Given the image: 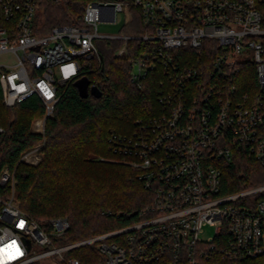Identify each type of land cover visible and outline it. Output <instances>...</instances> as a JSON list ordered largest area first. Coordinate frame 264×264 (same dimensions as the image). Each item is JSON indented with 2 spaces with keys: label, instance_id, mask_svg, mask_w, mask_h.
Segmentation results:
<instances>
[{
  "label": "built area",
  "instance_id": "built-area-1",
  "mask_svg": "<svg viewBox=\"0 0 264 264\" xmlns=\"http://www.w3.org/2000/svg\"><path fill=\"white\" fill-rule=\"evenodd\" d=\"M263 1L88 0L78 22L47 29L44 0H0L11 22L0 27V54L14 57L0 63L3 99L12 107L39 97L35 132L45 134L61 89L101 64L99 39L121 40L119 56L129 40L148 41L130 60L131 80L142 87L150 73L163 76L160 111L137 118L131 134L110 137L139 169L151 202L122 227L59 242L69 219L43 228L17 199V165L4 166L0 264H82L71 252L86 246L100 254L94 264H264V183L222 192L224 166L239 152L264 167ZM100 23H122L123 33L100 32ZM208 224L214 235L204 240Z\"/></svg>",
  "mask_w": 264,
  "mask_h": 264
},
{
  "label": "trees",
  "instance_id": "trees-1",
  "mask_svg": "<svg viewBox=\"0 0 264 264\" xmlns=\"http://www.w3.org/2000/svg\"><path fill=\"white\" fill-rule=\"evenodd\" d=\"M88 0H44L47 29L56 24L76 23ZM260 9L264 16V1ZM0 5V27H9ZM148 41L129 40L126 52L117 55L118 39L99 47L101 64L86 71L61 89L54 115L47 120L45 134L32 130L44 105L32 95L9 107L0 83V168L16 166V196L22 210L48 229L50 219L67 217L70 228L59 242H74L126 225L132 211L150 203L152 196L138 178L139 169L114 150L113 134L129 135L137 118L160 111L159 79L150 73L142 87L131 80L130 60L144 50ZM89 81L85 92L79 80ZM98 86L101 96L90 92ZM45 140L44 158L37 165L20 162L22 155ZM264 183V167L244 151L226 163L223 193ZM72 255L82 264H94L100 254L94 247H81ZM31 264H39L33 262Z\"/></svg>",
  "mask_w": 264,
  "mask_h": 264
},
{
  "label": "rangeland",
  "instance_id": "rangeland-1",
  "mask_svg": "<svg viewBox=\"0 0 264 264\" xmlns=\"http://www.w3.org/2000/svg\"><path fill=\"white\" fill-rule=\"evenodd\" d=\"M121 20L125 21L126 17L125 15L121 14ZM122 23L118 24H105V23H100L99 25V31L104 32V33H109V34H122ZM105 43L104 39H99L97 40V45L99 47H102ZM13 55L11 54H0V63L4 62H13ZM45 142L41 143L36 147V151L33 154V159L30 160V162H25L31 165H37L42 161L44 158V151H43V146ZM214 235V226L208 224L205 225L203 228V231L201 232V237L204 240H207L208 237H212ZM39 264H58L54 258H48L46 260H42L39 262Z\"/></svg>",
  "mask_w": 264,
  "mask_h": 264
},
{
  "label": "water",
  "instance_id": "water-1",
  "mask_svg": "<svg viewBox=\"0 0 264 264\" xmlns=\"http://www.w3.org/2000/svg\"><path fill=\"white\" fill-rule=\"evenodd\" d=\"M79 84L81 85L82 89L85 91V92H88L89 90V81H87L86 79H81L78 81ZM90 92L94 95H96L97 97H100L101 96V90L98 88V86H91L90 87Z\"/></svg>",
  "mask_w": 264,
  "mask_h": 264
}]
</instances>
